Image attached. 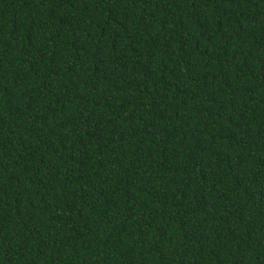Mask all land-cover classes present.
<instances>
[{"label":"trees","instance_id":"16d2710c","mask_svg":"<svg viewBox=\"0 0 264 264\" xmlns=\"http://www.w3.org/2000/svg\"><path fill=\"white\" fill-rule=\"evenodd\" d=\"M0 264H264V0H0Z\"/></svg>","mask_w":264,"mask_h":264}]
</instances>
